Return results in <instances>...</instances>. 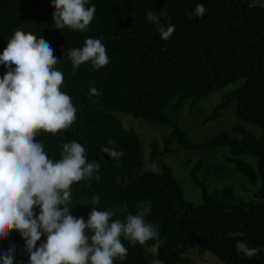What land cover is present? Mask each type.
Segmentation results:
<instances>
[{
	"label": "trees",
	"instance_id": "16d2710c",
	"mask_svg": "<svg viewBox=\"0 0 264 264\" xmlns=\"http://www.w3.org/2000/svg\"><path fill=\"white\" fill-rule=\"evenodd\" d=\"M51 2L0 0V54L19 29L41 36L59 60L54 68L64 75L61 91L72 98L77 119L69 129L56 134L41 131L36 139L53 161L61 159L63 143L76 140L85 147L87 159L100 164L99 181L94 173L90 180L72 185L71 214L87 221L97 207L114 210L113 219L123 221L128 214L140 215L145 202L142 216L157 226L163 243L154 252L155 240L133 246L121 238L128 255L114 264H150L154 258L163 264H190L194 250L210 251L225 264H264V5L251 0H88L86 7L95 4L96 12L89 27L80 31L55 29ZM197 4L205 5L207 12L202 18L189 19L187 13ZM161 9L170 16V21L162 17L161 22L176 26L168 41L161 39L158 26L146 18L148 10L159 15ZM89 37H102L110 62L99 70L85 62L73 72L64 53L83 47ZM6 71L0 65V77ZM241 78L244 81L226 94L204 122L217 119L235 102V115L261 134L238 123L234 131L240 138L220 132L205 142H193L171 114ZM90 86L102 94L91 96ZM119 112L171 126L173 136L165 138L163 150L153 146L147 162L140 135L125 126ZM110 139L114 146L108 145ZM176 141L186 149L228 146L230 153L223 155L224 161L234 164L249 182L259 183L254 198L238 197L230 184L210 191L197 174L200 159L192 171L201 189L200 202L187 199L172 166L163 159ZM103 147L125 154L114 161ZM246 154L257 160L256 167L242 157ZM95 196L99 202L91 205ZM35 211L38 214L39 208ZM235 231L245 233L236 239L260 249L256 256L249 259L236 251V239L227 236ZM43 241L44 236L37 246ZM10 245H15L16 264H28L18 230L0 240V253Z\"/></svg>",
	"mask_w": 264,
	"mask_h": 264
},
{
	"label": "clouds",
	"instance_id": "9594fccd",
	"mask_svg": "<svg viewBox=\"0 0 264 264\" xmlns=\"http://www.w3.org/2000/svg\"><path fill=\"white\" fill-rule=\"evenodd\" d=\"M87 3L52 0L55 29L85 31L96 12L95 4L86 7ZM206 12L205 5L197 4L187 15L189 19L202 18ZM162 17L170 21L163 9L159 15L151 10L146 14L148 22L158 26L161 39L168 41L176 26L162 23ZM53 53L41 36L18 29L0 54V65L7 69L0 77V240L18 230L25 241L28 264H114L115 259L124 261L128 255L121 238L133 246L155 240L152 247L156 252L163 241L157 226L142 215L128 214L122 221L113 219L114 210L97 207L89 212L87 221L71 214L72 185L90 180L94 173L99 181L100 164L89 161L85 147L76 140L63 143L61 159L53 161L36 139L41 131L56 134L69 129L77 119L72 98L61 91L64 75L54 68L59 60ZM64 55L71 61L73 72L85 62L95 70L110 62L102 37H89L83 47L68 48ZM89 94L102 93L90 86ZM107 143L115 145L111 139ZM102 151L114 161L125 154L114 147H103ZM98 202L95 196L91 205ZM244 235L241 231L227 233L230 239ZM42 236L46 241L37 246ZM235 248L249 259L260 251L242 239H236ZM15 255V245H10L0 253V264H16ZM150 264L163 261L154 258Z\"/></svg>",
	"mask_w": 264,
	"mask_h": 264
},
{
	"label": "rangeland",
	"instance_id": "374dc122",
	"mask_svg": "<svg viewBox=\"0 0 264 264\" xmlns=\"http://www.w3.org/2000/svg\"><path fill=\"white\" fill-rule=\"evenodd\" d=\"M251 2L264 5V0H251ZM243 81L244 79L241 78L227 85L214 88L194 104L189 101L179 113H172L171 116L179 127L187 131L191 140L197 143L205 142L220 132H229L232 136L240 138L241 135L234 131V127L238 123L244 124L256 135H260V129L235 115V102L222 110L217 119L204 122L205 118L212 113L215 106L220 103L226 94L235 90ZM118 115L127 128H133L140 135L145 158L148 157L155 145L163 150L165 148V138L173 136V127L171 126L148 122L142 117H136L128 112H119ZM229 153L230 148L228 146L186 149L176 141L172 144V150L164 154L163 159L172 166L174 174L179 178L185 197L196 204L200 202L201 189L193 180L192 171L200 159L202 165L197 174L208 185L210 191L225 184H230L235 188L238 197L244 199L254 198V191L259 187V183L249 182L241 172L236 170L234 164L226 163L223 155ZM242 157L249 160L255 167L257 166V160L253 156L246 154ZM146 160L148 162V158ZM148 167L153 168L151 164H148ZM155 169L158 171L160 167L155 166ZM146 207L145 202L141 204L140 215L144 214L147 210ZM45 241L46 236H44L43 242ZM191 258L190 264H225L210 251L194 250L191 253Z\"/></svg>",
	"mask_w": 264,
	"mask_h": 264
}]
</instances>
